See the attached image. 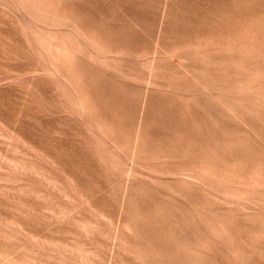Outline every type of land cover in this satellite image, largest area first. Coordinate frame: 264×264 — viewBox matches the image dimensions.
<instances>
[{
    "label": "rangeland",
    "instance_id": "374dc122",
    "mask_svg": "<svg viewBox=\"0 0 264 264\" xmlns=\"http://www.w3.org/2000/svg\"><path fill=\"white\" fill-rule=\"evenodd\" d=\"M0 264H264V0H0Z\"/></svg>",
    "mask_w": 264,
    "mask_h": 264
}]
</instances>
